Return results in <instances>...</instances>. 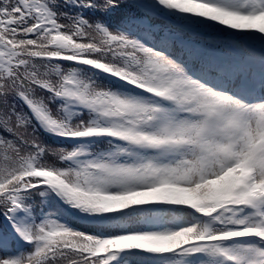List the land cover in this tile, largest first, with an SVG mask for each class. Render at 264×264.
I'll list each match as a JSON object with an SVG mask.
<instances>
[{
	"label": "snow or ice",
	"instance_id": "1",
	"mask_svg": "<svg viewBox=\"0 0 264 264\" xmlns=\"http://www.w3.org/2000/svg\"><path fill=\"white\" fill-rule=\"evenodd\" d=\"M0 264H264V0H0Z\"/></svg>",
	"mask_w": 264,
	"mask_h": 264
}]
</instances>
